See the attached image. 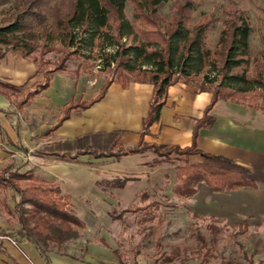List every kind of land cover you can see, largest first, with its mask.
Listing matches in <instances>:
<instances>
[{
	"label": "crops",
	"instance_id": "obj_1",
	"mask_svg": "<svg viewBox=\"0 0 264 264\" xmlns=\"http://www.w3.org/2000/svg\"><path fill=\"white\" fill-rule=\"evenodd\" d=\"M37 67L36 62L13 51L0 58V171L9 163L23 170L34 167L35 181L57 185L70 209L86 222L79 237L61 247L52 245V264H115L120 259L116 249L101 236L102 231H109L112 213L121 204L126 211L139 199L149 200V192L160 191L163 183L174 193L179 163L173 165L172 159H163L154 149L102 156L94 150L107 154L139 143L154 86L139 81L125 85L115 79L101 99L86 109H73L69 118L51 130L65 104L92 100L101 93L107 79L101 82L95 69L87 72L67 64L65 69L53 72L49 85L42 89L35 85L39 79ZM212 97V90H201L185 80L170 85L160 118L143 134V140L173 147L195 143L202 152L235 162L255 182L225 191L199 182L203 187L197 185V192L185 197L196 214L238 225L253 218L264 219V108L253 100L220 98L206 113ZM202 119L207 121L202 123ZM79 139L80 144L73 148L80 153L72 149L71 154H78L72 160L57 158L54 152H63L48 148L56 140ZM39 146L43 153L35 155ZM49 153L54 158L47 157ZM116 159L125 160L127 168H112L108 163ZM188 161L206 159L193 154ZM118 179L126 180L118 186L114 183ZM119 191L124 194H117ZM18 200L13 188L0 184V229L13 231L20 226ZM88 233L103 239L92 240ZM0 264L48 263L32 241H14L0 234Z\"/></svg>",
	"mask_w": 264,
	"mask_h": 264
},
{
	"label": "trees",
	"instance_id": "obj_2",
	"mask_svg": "<svg viewBox=\"0 0 264 264\" xmlns=\"http://www.w3.org/2000/svg\"><path fill=\"white\" fill-rule=\"evenodd\" d=\"M8 1L0 0V5ZM15 1L18 11L14 19L0 26V45L5 47L4 51L0 48V58L12 50L39 65L47 61L43 58L45 52L63 47L64 52L57 58L54 67L46 70L45 80L39 84L42 89L49 85L53 72L65 69L73 56L87 49L91 52L88 57L99 61L102 71L111 73L98 96L90 101H70L65 104L62 116L51 130L69 118L73 109H86L101 99L115 79L122 80L125 85L130 81L151 82L154 96L149 115L144 119L139 143L107 154L95 149L97 156L121 155L148 149H154L163 159H171L174 153L184 156V161L176 166L177 181L173 189L180 197L194 195L199 182L207 183L216 191L255 185L235 162L220 155L202 152L195 143L188 147H173L143 140V134L160 118L169 86L180 80L195 83L201 90H212V101L206 113L220 98L253 100L264 108V47L257 52L252 49L254 26L244 10L229 12L219 40L210 47L207 31L212 20L203 16L191 26L194 8L192 0H176L169 16L162 12L168 0H67L65 7L50 5L49 0ZM128 1L133 5L132 18L126 12ZM36 21L43 27L41 32L33 29ZM42 38L45 41L41 44ZM96 46L98 49L93 53ZM109 47L114 50H108ZM37 50L40 51V58L33 54ZM37 68L40 71L41 67ZM208 70L217 71L216 76H210ZM206 121L201 120L202 123ZM81 140L74 141L72 146L77 147ZM75 151L80 153V150ZM70 152L69 155L54 152V155L61 159L78 157V154ZM193 154L202 155L206 162L191 163L188 160ZM35 180L32 169L23 170L14 163L1 169L0 184L13 188L19 195L16 209L20 226L13 231L0 229V234L15 241H32L47 263L52 264V245L61 247L67 241L79 237L86 222L69 209L57 185L37 183ZM125 180L118 179L114 183L119 186ZM147 196L145 194L146 199ZM156 204V200H153L143 207ZM138 209L134 207L126 211ZM245 226H248L247 222L240 225V230L246 229ZM209 227L213 232L210 240L206 234H197L200 247L205 249L199 264H207L219 245L220 227L216 222H212ZM162 255L166 261L172 260L174 256L172 252H164ZM247 259L254 261L252 256H247Z\"/></svg>",
	"mask_w": 264,
	"mask_h": 264
},
{
	"label": "rangeland",
	"instance_id": "obj_3",
	"mask_svg": "<svg viewBox=\"0 0 264 264\" xmlns=\"http://www.w3.org/2000/svg\"><path fill=\"white\" fill-rule=\"evenodd\" d=\"M175 1L176 0H168L163 5V14L169 16L173 11L172 5ZM192 1L194 2V8L190 21L191 26L203 16L212 20L211 26L207 31V43L210 47L214 46L219 40L224 23L228 19L227 17H229V12L235 10H244L252 21L254 26L251 36L252 49L257 52L264 47V0ZM49 2L51 3L50 5L59 4L65 7L68 1L49 0ZM132 10L133 5L131 1H128L126 12L129 18H132ZM17 11L15 0H10L1 4L0 26L14 19ZM33 29L36 32H41L43 27L36 21ZM44 41L45 40L42 38L40 40L41 44L42 42L44 43ZM58 47L60 48L61 46ZM0 48L1 51L5 49V47H1V45ZM62 48L63 47L57 51L51 50L45 52L43 55V58L47 61L38 63L39 65H37L41 67L37 74L39 79L35 81L37 87H39L38 82H44L46 70L54 67L55 61L64 52ZM97 49L98 46L93 48V53H95ZM39 50L33 53L38 58L41 57ZM108 50L113 51L114 48L109 47ZM90 55L91 52L89 49L83 50V52L73 56L68 61V67L82 68L87 72L95 69V72L99 75V80L103 82L110 77L111 73L102 71L98 65L99 61L90 59L88 57ZM206 70L205 68L204 71ZM208 72L210 76H216L215 74H217V71L213 70H208ZM73 142L74 140H56L53 141L48 148H50V150H59L69 155V150L71 151L73 149L72 151H74V153L76 152V149L72 146ZM42 148V146H39L33 153L35 155H41L43 153ZM46 155L51 159L54 158L52 153ZM182 158H184V156L174 153L171 162L173 165L176 163L178 164L184 161ZM69 159L72 160V158ZM124 162L125 160L123 159H116L110 161L108 164L114 169L122 170L127 168V164H124ZM34 166L36 167V165ZM130 166L132 167V164H130ZM33 168L32 170H34ZM142 182L143 180L139 181L140 184H142ZM198 186L203 187V183H199ZM149 193L151 196L149 200L144 201L139 199L128 205L131 208H140L138 210L124 211L123 209L125 206L121 204L119 208L114 211V216L118 217H113L109 231H102L101 233V236L110 242V246L116 249V253L120 259H116L114 262L115 264H199L201 260L200 256H204L203 252H205V249L200 247L201 242H199L200 240L197 234H206L208 240H210L213 232L209 225L212 222H216L220 227L218 232L219 245L218 248L214 249V255L209 257L207 264H264V219L262 217L251 219L248 226H245L246 229L242 231L238 224L216 220L208 215L196 214L192 208H190V201H188L187 198L179 197L169 192L164 183L160 191L157 189L154 194L153 191ZM117 194L122 196L124 193L119 191ZM6 195L7 194H5V196ZM6 197L9 196L7 195ZM153 200H156V206L143 207V204H148ZM87 235H89L92 240L99 241L103 239L99 238V236L95 239L92 233H88ZM176 247L178 248L176 249ZM173 249L176 250L173 252ZM164 252L169 254L172 252L174 254L173 259L166 261L164 255H162ZM247 256H252L254 261L250 262Z\"/></svg>",
	"mask_w": 264,
	"mask_h": 264
},
{
	"label": "built area",
	"instance_id": "obj_4",
	"mask_svg": "<svg viewBox=\"0 0 264 264\" xmlns=\"http://www.w3.org/2000/svg\"><path fill=\"white\" fill-rule=\"evenodd\" d=\"M15 241V240H14Z\"/></svg>",
	"mask_w": 264,
	"mask_h": 264
}]
</instances>
